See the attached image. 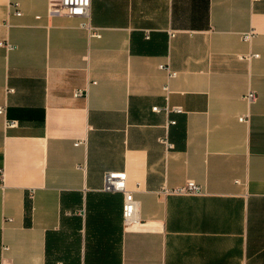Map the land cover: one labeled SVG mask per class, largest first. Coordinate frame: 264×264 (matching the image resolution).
<instances>
[{"label": "crops", "instance_id": "1", "mask_svg": "<svg viewBox=\"0 0 264 264\" xmlns=\"http://www.w3.org/2000/svg\"><path fill=\"white\" fill-rule=\"evenodd\" d=\"M59 1L0 0V264H264V0Z\"/></svg>", "mask_w": 264, "mask_h": 264}, {"label": "built area", "instance_id": "2", "mask_svg": "<svg viewBox=\"0 0 264 264\" xmlns=\"http://www.w3.org/2000/svg\"><path fill=\"white\" fill-rule=\"evenodd\" d=\"M18 3H15V6H17ZM91 6L92 0H60L58 3H55L51 5L50 11L51 12H57V13H63L69 16H77L81 17V26L88 29L89 33L91 35L99 36L100 33L92 27L90 24V14H91ZM17 14H21L22 11L18 9L16 11ZM172 35H174V32H172ZM253 35V31L246 32L244 34V38L249 40L251 36ZM1 45H4L7 49H12L14 47V44L9 41H1ZM162 68L166 69L168 71V77H174L177 75V71L173 70L168 63L164 64L162 63L160 65ZM164 89L169 92L170 91V85L167 82L164 85ZM247 98L250 102H254L256 99V94L254 91H249ZM155 109H159L158 106L154 107ZM167 109H170L169 107H166ZM176 111H181V107H173ZM4 112V107H0V113ZM241 120H247L248 115H244L240 117ZM16 120H9V125L16 124ZM172 122H175L172 120ZM80 141L77 142L79 144ZM0 174L3 176V169L0 168ZM105 187L107 189H118L122 190L125 193V203L123 208V214L125 217V221L127 223H131L132 221L136 220L138 218V210H139V201L135 197L132 190H129L126 186V173L125 172H109L106 175L105 179ZM173 191L177 193H188V194H197L201 193V186L193 179H189L184 185H179L178 187H175Z\"/></svg>", "mask_w": 264, "mask_h": 264}]
</instances>
